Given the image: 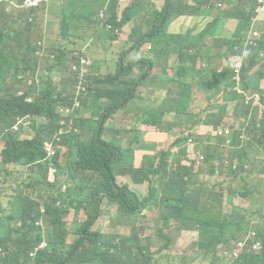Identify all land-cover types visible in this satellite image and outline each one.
<instances>
[{
	"label": "trees",
	"instance_id": "trees-1",
	"mask_svg": "<svg viewBox=\"0 0 264 264\" xmlns=\"http://www.w3.org/2000/svg\"><path fill=\"white\" fill-rule=\"evenodd\" d=\"M215 1L164 0V9L158 13V20L161 22L157 23L154 20L155 27L153 34H150L151 40L159 38L158 28L162 27L165 30V25L170 19L192 17L201 13L202 9L211 12ZM219 1L223 4V9L217 8V19L228 18L238 22L234 33L235 42L232 47H228L229 58L232 59L235 56L234 49L242 50L244 42L242 37L245 38L255 16L256 0ZM226 3L229 5L228 8H226ZM104 5V0H65V3L60 5L62 40L71 43L88 41V43L79 53L73 51L68 54L65 50L57 48L56 62L52 63L53 65L49 68L52 74L69 71L67 63L72 58L79 59L86 49L91 48L92 40L98 33L97 27H102L104 30L108 24L112 29L106 31L120 32L132 20V13L136 6L132 4L118 18V0H110L107 9L108 19L105 24L102 23L106 16L103 10ZM233 11L234 14H232ZM82 23L89 24L86 33L76 31L77 25ZM32 30L26 22L14 28V23L10 18L0 14V141L4 142V149L1 151V165L16 166L15 174L19 178L24 176L25 166L29 167L28 184L19 188H7L11 193L8 203L11 211L7 218L0 219V227L5 231V237L0 239V247L4 252V255L0 254V264H150L151 257L141 256L136 237L100 233L93 235L88 232V228L101 215L98 208L99 197L116 204L118 214L126 220L144 207L155 205L160 208L161 216L165 220L172 218L179 222L181 227L195 220L200 235L205 238L210 233L224 234L231 228H235L239 234H244L242 237L245 236L250 222L264 213L262 209L232 212L224 219L207 220L205 203L201 201L204 193L197 189L182 188L186 175L184 167L200 166L198 155L195 157L193 153L197 138L192 130L196 121L195 117L186 111L188 99L183 93L178 95L177 101H169L167 105H162L161 109L148 108L144 113L146 116L155 117V126L163 129L165 113L175 112L178 114L176 121L182 126V131L176 129V134L180 135L171 144V147L177 146L178 148L168 147L152 160L145 157L147 168L143 166L139 171L132 170V152L134 145H137L136 142L123 148L117 139H104V125L114 114L128 107L137 113V107L130 105L129 102L135 98L136 88H141L142 82H146L154 73L156 63L163 60L152 63L151 60H141L135 55L131 59L132 62L126 65L118 64L113 77L102 80L94 78V86L89 90L88 98L84 101L85 93L79 91L77 87L81 84L88 90L89 84L79 81L75 76L68 75V89L60 91L51 81L53 76L49 75L38 83L28 84L26 74L29 69H35V66H29V63L36 59L34 57L36 47L32 44ZM190 33L189 43L194 40L192 32L187 31L184 36L190 37ZM98 35L102 36V33ZM116 38L117 36L114 35L104 39L111 42ZM147 39L148 35L137 36L136 32H133L134 45L124 51L120 60L123 61L131 49H136L138 52ZM262 45L261 42L259 49L264 50ZM184 48L188 50L190 46L186 44L183 50ZM249 51L248 49L247 53ZM168 54H171L169 50ZM258 55V51L254 52L248 66L243 69V80L244 75L252 69L254 58ZM179 57L184 59L182 54ZM198 57L199 50L196 55L187 56L184 62L195 63ZM137 68H146L147 71L140 76H135L134 72ZM180 71H184V68ZM89 72H94L93 63ZM230 74V70L211 73L205 88L213 89L219 86L223 80L230 78ZM232 83L235 84L234 81ZM247 83L248 88L255 92L259 83L252 80V77L247 78ZM15 84L20 88L16 89ZM19 93L21 94L18 95ZM160 93L158 89H155L153 95L159 97ZM28 96H34L33 103H26ZM248 98L252 99L250 96ZM146 99L143 102H146ZM77 100L80 105L84 101L83 107L85 112L90 114L89 120L79 119L77 121L78 108L74 107ZM152 103H154V98L150 104ZM262 104H264L263 101ZM24 114H28L31 129L37 125V121H41V125L34 128L35 132H38V137L32 139L33 145L31 146L28 139H19L10 131L14 118ZM224 116L225 112L222 111L220 117ZM76 121L80 129L79 134L75 132ZM252 122L253 118L251 126ZM255 127L261 131V145L264 149V129L260 123H256ZM251 130L252 127L250 132ZM47 142L52 143L56 153L53 157L43 161L41 160L45 157L43 149ZM240 164L243 165L242 162ZM57 171L65 175L64 190L54 189ZM48 172L52 177L49 191L53 195L49 192L45 194L44 187H40L48 177ZM124 175H130L134 182L148 181L150 183L148 196L139 199L135 193L128 190L127 186L119 187L116 177ZM57 199L61 200L58 207L54 206ZM92 206L93 213L91 214ZM43 208L44 213L41 212ZM81 212L86 216L87 221L80 225L74 222L68 230L64 217L70 213L79 216ZM242 214L243 219L248 221L244 228L238 224V219ZM40 220L48 224L45 233ZM70 235L78 236V238L68 244L67 238ZM260 235L262 250L258 254L244 255L233 264H264V232ZM44 240L47 243L42 246ZM177 252L178 247H171L168 241L161 253L153 260V264L163 257H166L168 261H174ZM209 256V251H203L202 247L192 260L195 261L202 257L208 259Z\"/></svg>",
	"mask_w": 264,
	"mask_h": 264
},
{
	"label": "crops",
	"instance_id": "crops-1",
	"mask_svg": "<svg viewBox=\"0 0 264 264\" xmlns=\"http://www.w3.org/2000/svg\"><path fill=\"white\" fill-rule=\"evenodd\" d=\"M140 1L141 0H118L119 12L126 10L132 4L136 5L132 13V20L120 30V34L123 33L127 26L134 28L136 34L139 32V29L144 27L143 21L140 18ZM145 1H147L148 6H151L157 14L164 9V0ZM63 3H65V0H54L50 3L60 20V5ZM228 7L229 5L226 3V8ZM217 14V8L211 9V12L202 9L201 13L192 17H174L165 25V29L171 33L183 32L185 34L187 31L192 32L194 40L188 45L193 47L198 39V33L195 32V25L193 24L194 19L199 18L200 20L210 21V23L206 25V28H208V30L212 29L213 41L208 45L202 44L197 48L195 54H191L196 55L199 50L197 61L191 64L186 61L184 71L175 72L170 68L168 60L172 52L175 50L166 49V51L163 52L164 47L159 46L156 43L157 39L151 40V33L147 32L146 35L149 34L147 41L138 49V52L142 56L140 59L151 60L152 63H156L159 61L160 56L163 58L162 62L156 63L154 73L146 82H142L141 90L142 94L147 98V107L142 109L141 114L135 113L131 107H128L126 112L118 111L125 114V120H121L123 117L117 112L104 126L105 140L117 139L123 148H127L130 143L136 142L137 145H134L132 152V170L139 171L143 166L147 168L144 158H156L159 152H162L168 147L178 148L177 146L171 147V144L176 141L180 135L176 134V126L167 121L166 117L165 120L163 119V129H158L155 126V117L144 115L146 109H150V103L153 98H155L153 92L155 89H158L161 92L159 97H157L158 104H167L169 101H177L178 95L181 93L179 82L176 79L177 73L185 75L184 72L186 70L194 72L196 82L189 85L187 93L184 95L188 99L186 111L194 116L196 121V125L192 130V133L195 134L197 138L193 150L196 154L204 157V162L201 163L200 166L189 165V167H184L186 175L183 180L182 188H188L189 190L197 189L204 193V197L201 198V201L205 203V209L207 211L206 218L207 220L214 221L224 219L225 216L231 215L232 212L245 210L254 211L257 209H262L264 212V149L261 145V131L259 128L255 127L256 123H260L264 129V104H262V101L264 102V50L259 49L261 42L263 44L262 46H264V13L259 14L256 20L251 21V23H253V28L260 33V39L257 41V46L252 49L251 52V56L256 51L259 52V55L254 58V65L250 70H256L258 72V78L252 75H247L246 73L242 84L244 95L246 96L247 92V96L252 97L248 105H244L237 97H232L233 83L230 78L223 80L219 86L214 87L213 89L205 88V84L209 80L208 78L211 76V73L222 72L229 68L228 47H232L235 42L234 33L238 24L235 19H217ZM53 18L54 16L48 12L47 27ZM147 19L154 30V18L148 17ZM60 20L56 27L58 35L60 34ZM88 26L89 24L85 23L78 24L76 31L79 33H86ZM97 30L98 33L93 38L90 49L94 51L92 55L94 73L96 74V78L102 80L107 77H113L116 74L118 64L126 65L127 63L132 62V60L126 62L129 58L128 55L125 56L123 61L120 60V57L124 51H126V48H124L118 38L108 43L111 45V48H118L121 50L120 56L116 58L107 54L104 57L99 58L96 52L102 48L107 41L104 37L98 35L102 33L103 28L97 27ZM137 36L142 35L138 34ZM69 44L72 43L62 40L59 35L56 46L57 48L65 50L66 53L71 54L72 52L69 51ZM117 44L119 45L117 46ZM148 46L151 47L150 50H147ZM168 50L171 54H168ZM186 50L187 48H184V51ZM234 50L235 53L238 51V49ZM251 56L248 58L246 64L249 63ZM157 64L164 66V70L167 73L166 75L157 72L159 68ZM61 73L52 75L59 76ZM259 74H261V76ZM248 77H252V80L259 83L255 92L248 88ZM227 82L230 83V86L225 87L224 85L227 84ZM209 90L211 91L209 92ZM213 99L216 100L211 104ZM222 111L225 112L224 117H220ZM248 116L250 117L248 128L250 130L252 127V130L250 133L248 132V141L246 142L239 139L240 132L238 128H241L244 125L243 120ZM252 118L253 122L251 126ZM226 126H231L234 129V144L233 147L229 149L222 147V139L214 135L218 128ZM23 134L24 136H22L21 139L26 137L29 138L30 131L24 132ZM173 157L174 155L171 156L170 161ZM225 157H227L229 161L236 159L242 162V164L247 163L249 166L248 170H240L237 172L222 169L216 170V164H220ZM16 177L19 178L17 174ZM117 178L129 182V189L135 191L140 196L146 197L148 195L149 188L147 182H134L130 175L117 176ZM14 188L17 187L15 186ZM10 195L11 193L9 192L7 197L8 203ZM143 212L145 216H143V218H136L135 222L123 218L126 222H129L130 230L127 234L119 235H137L141 244L147 242L155 244L161 233L164 236L163 244H166L169 241L171 247H178V252L175 254L176 259L174 261H168L166 257L161 259H165L166 264H171L177 261L180 247L177 242L172 245L171 241L173 238L172 233L175 230L182 228L180 223L174 219H170L163 224L158 207L155 205H149ZM2 213L4 212L0 210V214ZM243 216L244 215L242 214L239 217L238 224L244 228L248 221L243 219ZM259 220L260 219L257 221H251L246 233L249 231L257 232L253 229V226L256 224L264 225L260 223ZM0 229L3 232L2 237H0V239H2L5 237V231L1 227ZM190 229H197L195 220L190 224ZM257 234L259 235L258 232ZM243 235L244 234L237 233L235 228H231L229 232L224 234H208L207 242L210 243V240L213 239L214 243L213 245L210 244L209 247L211 252L216 253L217 247H228ZM204 248L208 250L205 246ZM151 251L153 252V247L151 248ZM196 264H204V262H197Z\"/></svg>",
	"mask_w": 264,
	"mask_h": 264
},
{
	"label": "rangeland",
	"instance_id": "rangeland-1",
	"mask_svg": "<svg viewBox=\"0 0 264 264\" xmlns=\"http://www.w3.org/2000/svg\"><path fill=\"white\" fill-rule=\"evenodd\" d=\"M53 1L54 0H52L51 3ZM212 5L214 6V8H220L218 2H215ZM140 8H141L140 18L143 21L144 27L139 29V32L137 33V35L139 34V35L146 36L147 32L152 33V31H153V29L151 27V23L148 21L147 18L152 17V18H154V20L157 23H159L161 21L158 20V14L156 13V11H154V9L151 6H148L147 1L141 0L140 1ZM47 11L54 16L53 20L51 21V23L49 24V26L47 27L46 30L40 29L41 24H39V26H40L39 28L38 27L34 28L32 30V34H33L32 38H33L34 42L42 41L45 44L47 55L57 56L58 51H57L56 46H57V40H58L59 35L57 33L56 27H57V24H58L60 18L57 15V13L53 10L51 4H48ZM232 14H234V11L232 12ZM208 23H210L209 20H200L199 18L194 19L193 24L195 25V32L198 33V39H197L195 45L193 47L188 48L187 51H184L183 47L186 44L187 45L189 44V38H191V33H190V37H184L185 34L183 32L171 33L166 29L164 30L162 27L158 28L159 38L156 40V43L159 46L164 47L163 52H165L166 49L175 50L174 52H172V54L170 55L169 60H168L170 68H172L175 72H179L181 68H184V65H185L184 61H185L186 57L191 55V54H195L198 47H200L202 44L208 45L210 42L213 41L212 29L208 30L206 28V25ZM162 24H163V22H162ZM133 32H134V28L127 26L125 28V30L123 31V33H121V34L120 33L116 34L115 32H108L104 29L102 32V36L104 38H107V37H113L114 35H116L117 38L119 39L120 43L124 46V48H126V50H129L130 48L133 47L134 42H135V41H132ZM39 35H41V36H39ZM174 35H182V36H174ZM242 39H244V38L242 37ZM87 43H88V41L85 43L84 42L83 43L82 42H76L75 44H69V48H70L69 51L73 52L76 49H79L81 46L86 45ZM105 45H106V47H105ZM118 45L119 44H117V46ZM93 53H94V51L92 49H89V55L91 58H92ZM96 53H97L99 58H102L107 54H109L112 57L114 56L117 58L120 56L121 50L118 48H111V45L108 42H106V44H104V46H102V48L97 50ZM181 54L184 56V59H181L179 57ZM135 55H137L138 58L142 57L141 54L139 52H137L136 49H131L128 53L129 58L126 60V62L128 60H131L132 58H134ZM162 59H163L162 56H160L159 60L162 61ZM52 65L53 64H52V61L50 58H43L41 60L35 59L29 63V66H35V69L34 70L29 69L27 74H26V78L28 79V78H31V77H34L37 75L38 78L41 80L42 78H46L48 75L53 76L51 81L54 82V85L58 88L59 91L61 89H68V87H67V85H68V83H67L68 71L62 72L59 76H54V75H52V73L49 70L50 66H52ZM157 66L159 67L157 70V72L159 74H162V75L167 74L164 70V66H162L161 64H157ZM247 66H248V64H247ZM146 71H147L146 68H142V69L137 68L136 71L134 72V75L140 76L141 74H143ZM184 74L185 75L177 73L176 79L179 82L181 93L186 94L187 89L189 88V85L196 82V77H195L194 72H190L189 70H186L184 72ZM247 75H252V76H255L258 78V72L256 70H252V71L248 72ZM213 85H216V84L213 83ZM224 86L225 87L230 86V83L227 82V84H225ZM15 88L19 89L20 86L15 84ZM210 91L211 90H209V92ZM65 93H68V91H65ZM134 95H135V98L132 101H130L129 104L137 107V113L141 114L142 109L147 107V103L143 102V100L146 97L142 94V90L140 87L136 88ZM247 95H248V93L246 92V96ZM215 100L216 99H213L211 104ZM162 105H167V104H158V98L155 97L154 103L150 104V109H152V108L161 109ZM118 113L121 114V116L123 117V119H121V120H125V118H124L125 114L124 113L122 114L121 112H118ZM23 116H24V118H27L28 114H24ZM177 116H178V114L175 112L167 111L165 113L166 120L171 122L172 124H174L176 126V129L182 131V126L176 121ZM85 120H89V119H85ZM28 125H29V122L26 121L25 126H28ZM40 125H41V121H37V125L33 126L31 131H30V136L28 138V142H30V146L33 145L32 139L38 137V132L36 133L34 128L37 126H40ZM176 132H177V130H176ZM14 134H16L19 138L22 136V133H14ZM44 151L46 152V157L41 159L43 161L46 158H51L54 155V151L52 150L50 143H46V145L44 147ZM146 158L148 160H152L151 157H146ZM62 161L64 162V159ZM50 164H52V161H50ZM116 167L117 166H115V168ZM15 172H16V166L9 165L6 170H3L0 166V210L4 212V213L0 214L1 220L7 218L8 213L11 211L10 206L8 204V199H7L9 192H8V189H5V188H14L15 185L19 184L18 178L14 175ZM47 174H48V177L44 180V184H41L40 187H42V188L44 187V193L45 194L49 192L50 195H53L52 192L49 191V188H50L49 185L52 181L51 173L48 172ZM56 175H57V180H56V183L54 184V189L55 188L64 189L65 188V175H63L59 171H57ZM116 183L119 187L120 186L121 187L127 186L128 190H129V186H130L129 182L120 180L116 177ZM99 200H100V203H99L98 208L101 212V215L96 219L94 224L88 228V232L90 234H93V235L97 234V233H100L103 235H115V236L119 235V234H127L130 230V224H129V222H126L118 214V211H117L118 206L116 204L110 202L106 198L99 197ZM60 203H61V200L57 199L54 203V206L58 207ZM41 212L44 213V208L41 210ZM90 213L91 214L93 213V206L91 207ZM258 219H260L259 220L260 223L264 224V213H261L260 215L256 216L252 221H257ZM86 221H87L86 216L82 212L79 214V216H75V215H72V213H70L69 215L64 217V222L66 223V228L68 230L71 229V226L74 222L77 225H80V224H84ZM39 222L42 224V227L44 228V233H45V231L47 230L48 224L45 223V221H43V220H40ZM254 229L260 235L261 232H264V225L256 224L254 226ZM2 233L3 232L0 229V237H2ZM210 234H218V233H210ZM172 235H173V238H172L171 244L173 245L174 243L177 242L179 247H180V250H179V254L177 255V261H175L171 264H196L197 262H204V264H216L218 261L220 262V264H228L225 260H219L215 256V254L223 255V250L220 249V246L217 247L216 253L211 252V249L209 246H210V244L213 245V243H214L213 239H211L210 243H208L207 238L201 236L200 231L198 229H196V230L190 229V224H188V225H186L180 229L175 230L172 233ZM77 238H78V236L70 235L67 238V243L68 244L73 243L75 241V239H77ZM260 238H261V235H260ZM84 242H87V241H84ZM46 243H47V241L44 240L42 243V246H45ZM161 246H163V240L158 239V241L154 245V251H156L157 248H160ZM204 246L210 252L209 258L206 259V258L202 257L200 259L193 261L192 257L194 256V254L196 252L197 253H196L195 257L198 255L200 248L203 247V251H206ZM161 250H162V248H161ZM149 254L151 256L150 264H153V260H155L156 258L154 257V254H151L150 252H149ZM156 264H166L165 259H161Z\"/></svg>",
	"mask_w": 264,
	"mask_h": 264
},
{
	"label": "clouds",
	"instance_id": "clouds-1",
	"mask_svg": "<svg viewBox=\"0 0 264 264\" xmlns=\"http://www.w3.org/2000/svg\"><path fill=\"white\" fill-rule=\"evenodd\" d=\"M23 0H15V2H14V5H12V6H9V7H6V6H4V7H1L0 8V14H3V15H5V16H7L8 18H10V20L14 23V28H17V27H19L21 24H23L24 22H26L32 29H34V28H36V27H40L39 26V24H41V27H40V29H43V30H46L47 29V16H48V11H47V7H48V4H50L51 3V1L52 0H50L48 3H46V4H43L42 6H40V7H38V8H35V7H32V6H24V4H23V2H22ZM105 1V5H104V7H103V9L106 7L107 9H108V3H109V1L110 0H104ZM215 2H218V4H219V0H216ZM220 8H222L223 9V4L221 3V6H220ZM123 13V11H120L119 12V8H118V11H117V15H118V18H120L121 17V14ZM259 14H256L255 13V16L253 17V19L252 20H256V18H257V16H258ZM107 21V20H106ZM106 21H102V23H105L106 24ZM108 26H110V25H108V24H106V26H105V30H111L112 29V27L110 26V29L108 28ZM252 31H256V32H258L257 30H255L254 28H253V23H251V26H250V29L248 30V32L246 33V35H245V38H244V41H245V39L250 35V33L252 32ZM119 33V31L118 32H116V34H118ZM258 34H259V39H260V33L258 32ZM60 35V34H59ZM149 35V34H148ZM41 36V35H40ZM60 38H61V36H60ZM62 39V38H61ZM117 39V38H116ZM258 39V40H259ZM257 40V41H258ZM65 41V40H64ZM38 42H41L43 45H44V47H45V55L43 56V57H37L36 56V51L38 50ZM71 43V42H70ZM33 45H34V47H36V49H35V51H34V57L37 59V60H41V59H43V58H50L51 59V61H52V63H55L56 62V59H57V56H55V55H47V53H46V46H45V44L42 42V41H37V42H34L33 41V43H32ZM72 44H75V43H72ZM144 44V43H143ZM243 46H244V42H243ZM243 46L241 47V48H243ZM256 46H257V44H256ZM255 46V47H256ZM255 47H253V48H249V53H247V56H246V58L244 59V61H243V64H242V68H241V70H240V74L238 75V76H235L234 75V72H233V60H234V58H228V63H229V68L227 69V70H230V72H231V74H230V79L232 80V81H234L235 82V84L233 85V87H232V97H237L238 98V100H241L242 101V103L244 104V105H248L249 103H250V100L248 99V96H245L244 95V92H243V89H242V84H243V82H244V80H243V74H242V71H243V69H245L246 68V66H247V60H248V58L251 56V52H252V49H254ZM84 48V46H81L79 49H77L75 52H80L82 49ZM149 48V49H148ZM151 49V47H147V50H150ZM240 52H241V49H238V51L235 53V56L236 55H238V54H240ZM86 54L89 56V58L92 60V58L90 57V55H89V49H86ZM54 57V59H52L51 57ZM234 56V57H235ZM75 58H72L68 63H67V67L69 68V71H68V75L69 76H71V71H70V62L72 61V60H74ZM92 62H93V60H92ZM93 64H94V62H93ZM219 73V72H218ZM94 78H96V74L93 72L92 73V77H91V81H92V83H91V85H90V88H89V90L91 89V88H93V86H94V83H93V81H94ZM27 80V82H28V84L29 85H31L33 82H36V83H38L39 81H40V79L38 78V76L36 75V76H34V77H31V78H28V79H26ZM89 90H88V93H87V96H86V98L84 99V101H86L87 100V98H88V95H89ZM21 93H19L18 95H20ZM28 98H32V102H27V99ZM26 103H28V104H31V103H33L34 102V96H28L27 98H26ZM84 101H83V104H84ZM248 102V103H247ZM83 104H82V108H81V110L78 112V118H77V121L79 120V119H88L89 117H90V114H88L87 112H85V110H84V107H83ZM126 110L127 109H124V110H120V111H123V112H126ZM19 116H22V115H19ZM247 116V115H246ZM16 117H18V116H16ZM16 117L14 118V120H13V123H12V125H11V127H10V131L14 134V133H22V136H24V131H22V132H14L13 130H12V127H13V125H14V123H15V119H16ZM110 119V118H109ZM108 119V120H109ZM107 120V121H108ZM252 120V119H251ZM77 121H76V126H77ZM106 121V122H107ZM247 122V129H246V131L244 132V134H243V132H242V129L245 127V123ZM249 122H250V117L248 116L245 120H243V126L241 127V128H238V130H239V132H240V134H239V139L240 140H242V141H248V138H247V135H248V132L250 133V130H249V128H248V125H249ZM106 124V123H105ZM105 126V125H104ZM257 126H258V124H257ZM231 128L232 130H233V135H232V143H231V146L230 147H225L224 146V138H222V137H219V136H217L216 135V132L218 131V130H220V129H223V128ZM77 128H78V126H77ZM79 129V128H78ZM79 133H80V129H79ZM78 133V134H79ZM14 135H16V134H14ZM214 135L216 136V137H218V138H220V139H222V147H224V148H226V149H229V148H231V147H233V144H234V129L231 127V126H226V127H221V128H218L216 131H215V133H214ZM244 136V139H241L240 137L241 136ZM17 136V135H16ZM21 136V137H22ZM18 137V136H17ZM21 137L19 138V139H21ZM22 139H28L27 137L26 138H22ZM0 143H1V149H0V159H1V151L4 149V142L3 141H0ZM195 153V152H194ZM195 155H196V157H197V155L198 154H196L195 153ZM199 156H202V155H198V157ZM203 157V156H202ZM204 158V157H203ZM224 160H226V161H228L229 162V164H232L234 161H237L238 162V168L236 169V170H232L231 169V167L230 168H228V169H224L223 168V166H222V163H223V161ZM204 162V159H203V161H201L200 162V164L201 163H203ZM0 166H1V168L3 169V170H6L7 169V167L9 166V164L8 165H1V160H0ZM11 166H13V165H11ZM244 166H246L247 168L245 169L244 168ZM28 166H25V168H24V171H25V174H24V176H23V178L22 179H19L18 177V180H19V184H17V185H15L17 188H19V187H23V186H25L26 184H28V177H29V172H28ZM248 168H249V166H248V164L247 163H243V165H241L240 164V161L239 160H232V161H229L228 159H227V157H225L223 160H222V162L220 163V164H216V170H218V169H222V170H228V171H232V172H237V171H240V170H244V171H247L248 170ZM14 175L16 176V174L14 173ZM151 178V180H154L152 177H150ZM144 182H147L148 183V185L150 184L148 181H144ZM14 186V187H15ZM65 189V188H64ZM63 189V190H64ZM130 191H132L133 193H135L136 195H137V197L139 198V199H143V198H145V197H142V196H140L139 194H137L135 191H133V190H131V189H129ZM149 194V193H148ZM148 196V195H147ZM146 196V197H147ZM149 206V205H148ZM148 206H146V207H144L143 209H141L140 211H138L136 214H133V215H131V217H130V219L129 220H133V222H135L136 221V218H143V216H145L144 215V210L145 209H147V207ZM158 210H159V213H160V217H161V220L163 221V224H165L167 221H169V220H165L162 216H161V212H160V208L158 207ZM122 217V216H121ZM123 218V217H122ZM172 219V218H171ZM134 224V223H133ZM132 224V225H133ZM131 236H133V235H130V236H126V237H131ZM134 237H136V240H137V246H138V249L140 250V252H141V256H143V257H145V258H147V257H151L150 256V254H149V252L151 253V254H154V257L155 256H157L160 252H161V248H163L164 246H165V244H163V246H161L160 248H157V250L156 251H154V245L155 244H152V243H150V242H147V243H145V244H141V242L139 241V239H138V237H137V235H135ZM163 235L160 233V236H159V238L158 239H162L163 240ZM153 247V252L151 251V248ZM0 249L2 250V248L0 247ZM0 254L1 255H4V252H3V250H2V253L0 252ZM215 256H216V258H218L217 257V254H215ZM219 260H222V259H220V258H218ZM237 261V260H236ZM236 261H234V262H236ZM227 262V261H226ZM234 262H227L228 264H233ZM216 264H220V262L218 261Z\"/></svg>",
	"mask_w": 264,
	"mask_h": 264
},
{
	"label": "built area",
	"instance_id": "built-area-1",
	"mask_svg": "<svg viewBox=\"0 0 264 264\" xmlns=\"http://www.w3.org/2000/svg\"><path fill=\"white\" fill-rule=\"evenodd\" d=\"M50 0H23L24 6H32L35 8H38L42 6L43 4L48 3ZM15 0H0V8L1 7H9L14 5ZM219 6H221V2L219 1ZM104 12L106 13L105 19L103 21H106L108 19L107 16V8L105 7ZM255 13L256 14H261L264 13V0H256V8H255ZM110 29V26H108ZM259 39V34L256 31H252L250 35L245 39L244 41V46L240 52V54L236 55L233 60V72L235 76H238L240 74V70L242 68V64L244 59L247 56V50L249 48H253L257 44V40ZM38 50L36 51V56L37 57H43L45 55V47L41 42H38ZM84 49V48H83ZM82 49V50H83ZM149 49V48H148ZM54 59V57H51ZM92 60L89 58V56L86 54V50L84 51L83 55L79 59H74L70 62V71H71V77H77V79L83 83H88L89 88L92 83L91 77L92 73L89 72L90 67L92 65ZM88 88V90H89ZM77 89L81 92L85 93V97L87 96L88 90L84 85H79ZM27 102H32V98H28ZM248 103V102H247ZM83 104V103H82ZM75 108H78V112L81 110L82 105H80V102L77 100L76 103L74 104ZM28 121V117L24 118V116H18L15 119V123L12 127V130L14 132H28L31 131V125L29 122L28 126H25V122ZM247 129V122L245 123V127L242 129V132H244ZM75 132L78 134L79 129L75 128ZM216 135L219 137L224 138V146L225 147H230L232 143V135H233V130L231 128H223L220 129L216 132ZM241 139H244V136L242 135L240 137ZM50 143V142H47ZM51 144V148L54 151V155L56 153L55 147ZM46 145V143H45ZM44 145V147H45ZM44 150V149H43ZM45 152V151H44ZM194 153V152H193ZM53 155V156H54ZM52 156V157H53ZM194 156L196 157L195 153ZM45 157H46V152H45ZM49 158H46L44 161H46ZM203 157L199 156L198 160L199 162L203 161ZM222 166L224 169H228L231 167L232 170H236L238 168V162L234 161L232 164H229L228 161L224 160L222 163ZM246 169L247 167L244 166ZM262 242L260 240L259 235L255 231H249L245 234L244 237L238 239L236 242H234L232 245L228 247H221L220 249L223 250V255L217 254V257L225 260L227 262H234L236 260H239L242 258L244 255L247 254H258L262 250ZM0 252L2 253V250L0 249ZM31 255V254H30Z\"/></svg>",
	"mask_w": 264,
	"mask_h": 264
}]
</instances>
